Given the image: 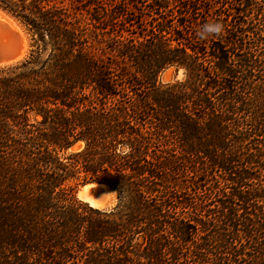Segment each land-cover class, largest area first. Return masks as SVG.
Here are the masks:
<instances>
[{"label":"trees","instance_id":"1","mask_svg":"<svg viewBox=\"0 0 264 264\" xmlns=\"http://www.w3.org/2000/svg\"><path fill=\"white\" fill-rule=\"evenodd\" d=\"M0 6L30 41L0 68V264H264V0Z\"/></svg>","mask_w":264,"mask_h":264},{"label":"bare ground","instance_id":"2","mask_svg":"<svg viewBox=\"0 0 264 264\" xmlns=\"http://www.w3.org/2000/svg\"><path fill=\"white\" fill-rule=\"evenodd\" d=\"M6 28V29H5ZM5 29V31H4ZM7 30H10L14 34L18 35L22 42V52L16 58V60L20 61L25 57L27 51V38L22 28L20 27L18 21H16L11 16L0 10V37H3V40H6ZM112 193V191L107 186H99L96 184H88L86 185L79 193V199L86 201L91 206L95 208H103L106 206L105 200H98L96 195L98 193ZM109 197V195H107ZM107 197V198H108Z\"/></svg>","mask_w":264,"mask_h":264},{"label":"water","instance_id":"3","mask_svg":"<svg viewBox=\"0 0 264 264\" xmlns=\"http://www.w3.org/2000/svg\"><path fill=\"white\" fill-rule=\"evenodd\" d=\"M0 10L6 13L7 15L11 16L12 18H14L16 21H18L23 27L24 33L26 32L24 25L21 23V21H19V19H17L14 15H12L9 11H7L1 6H0ZM21 52H22L21 39L18 37V35L14 34L10 30H7L6 40H3V37H0V68L15 66L21 63L22 61L16 60V58L21 54ZM178 74L179 72L176 73V77L178 76ZM90 184L106 186L97 183H90ZM96 198L98 200H104V194L100 192L96 195Z\"/></svg>","mask_w":264,"mask_h":264},{"label":"rangeland","instance_id":"4","mask_svg":"<svg viewBox=\"0 0 264 264\" xmlns=\"http://www.w3.org/2000/svg\"><path fill=\"white\" fill-rule=\"evenodd\" d=\"M19 23V22H18ZM20 27L22 28L23 30V27L21 26V24L19 23ZM24 32V30H23ZM25 36L27 38V51H26V54H25V57L20 60V61H23L26 59V57H28L29 55V52H30V41H29V36L27 34V32H25ZM179 72L178 76L176 77V73ZM184 78V72L182 70H179V71H175V69H170L169 71L165 72L161 79H162V82H172L174 80H182ZM83 147V144L80 143L78 145H76L74 147V149L72 148V150H69L67 153H71V152H76V151H79L81 148ZM88 185V184H86ZM86 185H80L78 188H77V198L79 199V193L80 191L86 186ZM104 194V200L106 202V206L101 208V210H110L114 207L117 206L118 204V199H117V194L115 192H112V193H103ZM109 195V197L107 196ZM108 197V198H107ZM81 200V199H79ZM83 201V200H81ZM83 202H86V201H83ZM95 208V207H94ZM99 209V208H98Z\"/></svg>","mask_w":264,"mask_h":264},{"label":"clouds","instance_id":"5","mask_svg":"<svg viewBox=\"0 0 264 264\" xmlns=\"http://www.w3.org/2000/svg\"><path fill=\"white\" fill-rule=\"evenodd\" d=\"M223 30L220 23H205L201 26L200 30L197 31L196 35L199 39L204 40L210 35H219Z\"/></svg>","mask_w":264,"mask_h":264}]
</instances>
